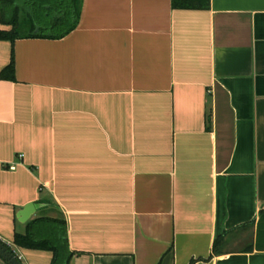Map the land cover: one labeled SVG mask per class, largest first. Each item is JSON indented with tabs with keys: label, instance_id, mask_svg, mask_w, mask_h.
<instances>
[{
	"label": "crops",
	"instance_id": "0c3cea01",
	"mask_svg": "<svg viewBox=\"0 0 264 264\" xmlns=\"http://www.w3.org/2000/svg\"><path fill=\"white\" fill-rule=\"evenodd\" d=\"M54 220L70 264H264V0H81L67 36L0 41V240L53 264L14 238Z\"/></svg>",
	"mask_w": 264,
	"mask_h": 264
},
{
	"label": "trees",
	"instance_id": "16d2710c",
	"mask_svg": "<svg viewBox=\"0 0 264 264\" xmlns=\"http://www.w3.org/2000/svg\"><path fill=\"white\" fill-rule=\"evenodd\" d=\"M20 1L0 0L2 22L5 25L13 26L12 31L0 30V41L14 42L22 37L61 39L77 27L81 11V0H24L23 4H20ZM171 2L174 10L205 11L211 7V0H171ZM25 23L28 24L30 30L22 33V26ZM1 78L10 81L16 80L14 55H12L10 65L2 72ZM211 123V116H209L208 130L211 129ZM52 221L42 219L37 222L47 223ZM54 223L60 225L59 229L56 227L58 229L56 235L53 234L51 237L36 240L31 231H28L25 235L16 233L14 244L27 249L52 251L55 256L53 264H70L75 254L69 249L65 222L54 220ZM221 242L222 237H219L215 242L214 252L216 254L221 253L219 250ZM9 249L12 250L10 247ZM195 262L193 260L191 264Z\"/></svg>",
	"mask_w": 264,
	"mask_h": 264
},
{
	"label": "water",
	"instance_id": "95a60500",
	"mask_svg": "<svg viewBox=\"0 0 264 264\" xmlns=\"http://www.w3.org/2000/svg\"><path fill=\"white\" fill-rule=\"evenodd\" d=\"M0 259L7 264H22L18 256L0 240Z\"/></svg>",
	"mask_w": 264,
	"mask_h": 264
},
{
	"label": "rangeland",
	"instance_id": "374dc122",
	"mask_svg": "<svg viewBox=\"0 0 264 264\" xmlns=\"http://www.w3.org/2000/svg\"><path fill=\"white\" fill-rule=\"evenodd\" d=\"M23 2H24V0H21L20 1V4H23ZM25 18H26V16H24ZM23 17V18H24ZM27 20V19H26ZM28 24L27 23H25L23 26H22V30H21V32L22 33H26V32H28L29 30H30V28H29V26H27Z\"/></svg>",
	"mask_w": 264,
	"mask_h": 264
},
{
	"label": "built area",
	"instance_id": "2783aa9c",
	"mask_svg": "<svg viewBox=\"0 0 264 264\" xmlns=\"http://www.w3.org/2000/svg\"><path fill=\"white\" fill-rule=\"evenodd\" d=\"M16 167L13 165V166H10V170H15Z\"/></svg>",
	"mask_w": 264,
	"mask_h": 264
}]
</instances>
